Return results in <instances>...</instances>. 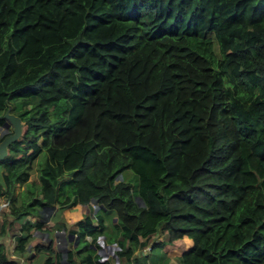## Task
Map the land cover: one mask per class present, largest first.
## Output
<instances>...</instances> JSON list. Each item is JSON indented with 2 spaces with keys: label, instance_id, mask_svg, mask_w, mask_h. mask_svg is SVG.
<instances>
[{
  "label": "trees",
  "instance_id": "trees-1",
  "mask_svg": "<svg viewBox=\"0 0 264 264\" xmlns=\"http://www.w3.org/2000/svg\"><path fill=\"white\" fill-rule=\"evenodd\" d=\"M8 108L0 197L38 218L19 251L41 209L95 201L118 247L102 259L87 214L64 260L34 246L43 264H145L184 237L161 264H264V0H0V126Z\"/></svg>",
  "mask_w": 264,
  "mask_h": 264
},
{
  "label": "crops",
  "instance_id": "crops-1",
  "mask_svg": "<svg viewBox=\"0 0 264 264\" xmlns=\"http://www.w3.org/2000/svg\"><path fill=\"white\" fill-rule=\"evenodd\" d=\"M2 167L0 166V176L2 174ZM23 187H17L20 191ZM17 190V191H18ZM18 193V192H16ZM90 207L88 205H77L70 209H61L57 206L41 211V219L45 221L41 230H35L30 241L26 244L23 251L17 249L18 240L23 234H26L23 224L29 219L35 223L38 218L36 216H25L24 218L16 219L10 214V207L8 201L4 197H0V246L3 247V251L9 260H12L13 264H43L46 257L44 253H35L34 246L38 244L47 245L51 238L55 241L54 249L61 251L64 254V248H73L76 243L78 227L75 225L77 220L84 217L86 210ZM47 212V213H46ZM92 214V210H91ZM40 219V220H41ZM95 222V221H94ZM50 229V232L47 231ZM73 229V232L69 230ZM61 233V234H60ZM62 235V241L64 242L63 249H61L60 237ZM163 234L156 235L155 238H163ZM104 235H99L98 242L101 243ZM151 240V242H153ZM103 251V253L100 251ZM148 250V252H146ZM150 246L142 249V254L149 257ZM109 250L106 247L99 248L98 253L102 259L109 257ZM174 258H171L169 264L173 263ZM176 260V259H175ZM117 264V263H115ZM177 264V263H176Z\"/></svg>",
  "mask_w": 264,
  "mask_h": 264
},
{
  "label": "rangeland",
  "instance_id": "rangeland-1",
  "mask_svg": "<svg viewBox=\"0 0 264 264\" xmlns=\"http://www.w3.org/2000/svg\"><path fill=\"white\" fill-rule=\"evenodd\" d=\"M216 48H217V45H216ZM34 177H37V173L35 172L34 173ZM125 177L126 179H130V181L134 184L135 183V179H133L134 177V172L132 170H127L125 171ZM18 189L16 188V192H19V190L17 191ZM91 210H92V207H91ZM91 210H90V207H88V209L86 210L85 214L84 215H91L92 216V219L95 221L96 220V215H103L104 218H105V222L107 224V230L104 234V237H103V240L101 241V243L104 244V247H106L108 250H115L116 247H118V243L117 239L121 238V235H120V232L118 231V228H116L114 226V222H115V217L113 216L114 215V212L113 211H105V210H97V211H93L92 210V214H91ZM47 213V212H46ZM114 221V222H112ZM61 234V233H60ZM114 237L115 240L113 243H105L104 241H106V238L107 237ZM60 243H61V249H63V246H64V242L62 241V235L60 237ZM88 239L90 240V237H88ZM160 240V238H155L154 240ZM174 245H170L169 243L165 244L164 246H161V247H158V246H155L151 251H149V257H145V256H140L141 260L143 263L145 264H161L163 262H165L167 259L166 257H169L175 253V254H181L182 252L184 251H187L190 246L192 245V241L189 237H184L180 240H177L175 242H173ZM173 250L176 252H173ZM99 251V249H98ZM100 251L103 253V251L100 249ZM148 252V250L146 251ZM174 255V254H173ZM155 256V257H154ZM177 263V260H173V263L172 264H176Z\"/></svg>",
  "mask_w": 264,
  "mask_h": 264
},
{
  "label": "water",
  "instance_id": "water-1",
  "mask_svg": "<svg viewBox=\"0 0 264 264\" xmlns=\"http://www.w3.org/2000/svg\"><path fill=\"white\" fill-rule=\"evenodd\" d=\"M4 118L6 119L4 124L0 126V160H2L8 154L9 146L20 138L22 134L23 122L21 117L10 111V108L4 113ZM139 205H143V200L140 197L136 198ZM93 203H96L95 201ZM52 208L55 206H51ZM50 207V208H51ZM49 208H43L41 211H45ZM78 237L75 243L77 244ZM63 254V260L66 257V250Z\"/></svg>",
  "mask_w": 264,
  "mask_h": 264
},
{
  "label": "built area",
  "instance_id": "built-area-1",
  "mask_svg": "<svg viewBox=\"0 0 264 264\" xmlns=\"http://www.w3.org/2000/svg\"><path fill=\"white\" fill-rule=\"evenodd\" d=\"M91 207L93 211H97L99 209V205L96 203H91Z\"/></svg>",
  "mask_w": 264,
  "mask_h": 264
}]
</instances>
